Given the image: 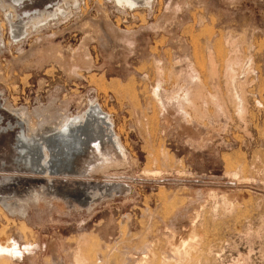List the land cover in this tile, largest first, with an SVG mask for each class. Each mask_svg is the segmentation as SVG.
Segmentation results:
<instances>
[{
  "label": "rangeland",
  "instance_id": "rangeland-1",
  "mask_svg": "<svg viewBox=\"0 0 264 264\" xmlns=\"http://www.w3.org/2000/svg\"><path fill=\"white\" fill-rule=\"evenodd\" d=\"M150 1L0 0V98L38 127L41 114L72 116L98 102L124 150L82 176L45 177L15 165V132L0 133V264H78L77 251L87 264H125L145 247L171 255L174 245L194 250L195 264H264V0H175L181 14L167 24L159 20L173 0ZM51 5L63 15L47 16ZM8 12L15 23L40 18L14 38ZM104 21L132 39L130 49L117 48L124 59L109 55ZM85 35L91 67L69 73L63 59ZM183 63L195 68L196 86L181 78ZM231 67L246 80L240 117L226 99ZM158 81L165 92H219L227 122L188 108L206 129L191 136L163 121L152 95ZM187 211L196 221L179 235Z\"/></svg>",
  "mask_w": 264,
  "mask_h": 264
},
{
  "label": "bare ground",
  "instance_id": "bare-ground-1",
  "mask_svg": "<svg viewBox=\"0 0 264 264\" xmlns=\"http://www.w3.org/2000/svg\"><path fill=\"white\" fill-rule=\"evenodd\" d=\"M14 1L15 2H17V1L22 2L23 0H14ZM115 1L118 2L119 4H124V5H128V6H136L138 4H149V2H151L150 0H115ZM225 1L226 2H233V1L235 2V0H225ZM258 1H260V0H258ZM177 3L175 0H173L168 4L167 9L165 10V12H163L162 17H160L162 20H159L160 18L158 19L159 21H161V23L162 22H165L166 24H167V22L171 23V22H173L175 15L177 16V14L178 15L181 14L180 12L176 14L177 9L180 8L178 5L180 3H178V4ZM47 7L51 8L48 11L50 14L47 16H57L58 14L64 13L63 10L59 6L51 5V6H46V8ZM101 14H102V12H101ZM7 18H8V21L10 22V28H11L12 36L14 38H17V37L19 38V36L26 31L27 25H25V24L27 22H31L32 24H34L35 23L34 20L37 18L39 20L40 17L37 16V18H36L33 15V16H31V18L27 22H25L26 20L24 21V20L20 19L19 22L15 23L11 17V14L8 12ZM40 20H42V19H40ZM105 20H106V18H105ZM159 21H157V25L160 23ZM103 25H104L103 27H104L105 33H106V35H104V36H107L108 41H110V42H108V43H110V45H107L109 48H111V49L108 48L109 49V55H111L112 58L117 57V56L118 57L121 56L120 58L124 59L126 54H125V51L123 52L122 50H125V49L123 48L121 51L119 49H121L122 46L123 47L125 46V48L127 47L126 49H128V48L130 49L132 46V43H133L132 39L131 40L129 39L130 37L127 36V33L120 32V31L118 32L119 28L115 30L112 27L113 25L111 26V23H109L107 21H104ZM24 28H25V30H24ZM1 30L2 29L0 26V33H1ZM88 36L85 35L82 38V40L79 43V45L77 46V48L75 47V50L73 52L74 54L70 53L72 55L69 57L70 58L69 60L63 59V63L65 66V68H64V66H63V68L65 70H67L69 73H75V71L78 67H86V68L91 67V61L87 57V53L85 54V50H83L84 46L86 44V41L88 40ZM117 48H119V49H117ZM116 49H117V51H116ZM64 52L66 53V50ZM65 53H62L61 57H63V58L68 57V53L67 54H65ZM182 60H184V59H182ZM234 60L235 59L233 58V61ZM235 61H234V63H231V64L238 65V63ZM61 63H62V61H61ZM178 63H179V60H178ZM209 63L211 64V62H209ZM212 63H214V61ZM242 63H243V65H241V68H244V69L243 70L241 69V70L247 71L248 68H250L249 63H246V62L244 63V60ZM187 64L185 63L183 67H182V65L180 67L182 69V70L180 69V71L183 72V73L180 72L183 75V76H181V78L183 77V79H184V77H186V79H188L190 82L195 83L196 76H198V75H195V73L193 72L195 68L192 70L193 67H189ZM213 66L215 67V65H213ZM213 66H212V72L214 73V67ZM242 66H244V67H242ZM239 67L240 66H238V68ZM177 69H179V65H178ZM210 69H211V66H210ZM226 71H227L226 76H227L228 86H229V88L227 86L228 98H226V99H229V101L233 102L236 105L237 113H238V115L240 114L239 115V117H240L242 112H243V109H245L243 107V97H244V95H243L244 90L243 89H244V86L242 87V85L246 80L242 81V79H241V77L245 76V75H242L240 77L239 74L236 72L237 70L236 71L234 70V67H231L229 69L227 68ZM176 72H178V70ZM159 73H161V72H159ZM243 73H245V72H243ZM176 77H179V76H176ZM198 83H200V82H198ZM160 84L161 83H159V81H158L156 84V87L152 91V93H154L152 95H155L157 102H159V104H160V107L162 110V116L161 117H162L163 121H165L167 123L172 122V121H176L179 124H182L183 128L186 127V130L189 132L190 135L191 134L192 135L197 134V133H199V134L203 133L206 131V129H205V127H203V125L201 126L199 123H197V121L194 120V118H192L193 116L190 117L189 112L187 111L188 108L193 111V113H194L193 115H195V117L197 116V118L198 117H207V118H209V120L215 118V119H218L220 122L222 121L223 124H224V122H227V121H225L228 118L227 117L228 115L225 111L226 107L224 106L223 99L220 97V95H217L219 92L216 95H211L210 98H207L210 95H208V96H206L207 94L204 95L205 93L202 92L203 90L202 91H201V89L197 90V89H199L197 87H195L197 89L191 90V89H189V87L187 88V87H184L183 85H181V86H178L179 88H177L176 90H173V92H167V91L165 92L161 89ZM196 84L197 83H195V86H196ZM198 86H200V85H198ZM209 101L214 104V108H215V110H214L215 112L214 113L212 112L211 114H209L208 112L206 113V111H205V109H207L206 105ZM200 102L202 105L197 104ZM200 106H202L203 110ZM42 110H43V108H42ZM1 114H3L4 116ZM41 115H43L42 117H40L41 118L40 119L41 120L40 121L41 126L38 127L35 125L36 123L32 124L31 120H29V112H27L25 110V108H21V107L20 108H11L7 103H5V101H3L0 98V133H6V132H10V131L15 132V138H14V143H13L14 145H16L15 149L17 151V153H16L17 156L15 158V165H17L20 169L27 170L29 172H33L36 174H40V175L45 176V177L56 176V175L57 176H66L69 174L75 175V176H82L84 173L91 170L93 167L96 168L97 164H98V166L102 165V164L105 165V163L107 161H109L110 159L112 162L113 161L112 159H114V158L118 159L117 156L121 157V155H124V150H123L122 144L120 143L119 138H118V136L114 130V125H113V121L110 117V114L108 112H106L104 109H102V107L100 106V104L98 102L91 101L89 103V106L87 109H85L84 111H82L79 114H75L72 116H66V114L63 113V111H62V114H60L57 118H53L54 117L53 116L52 119L45 117V114H41ZM210 125H211V123H210ZM120 159L121 158H119V160ZM107 165H108V163H107ZM98 166H97V168H99ZM102 167H103V165H102ZM3 180L5 181L6 179H3ZM101 186H103V185H101ZM104 186H105V184H104ZM113 188H116V187H113ZM0 200H1V203L6 205V203H5L6 198L5 197L1 196ZM192 204H194V203H192ZM190 206H191V204H190ZM190 208L191 207L188 208V211ZM196 208H197V206H196ZM191 209H193V208H191ZM183 210H184V208H183ZM183 210H181V211H183ZM195 210H194V213H195ZM189 212L187 215L183 213V215H186V216H184V220L181 221L183 224H181L182 226H180V228L178 226L177 227L178 229L177 228L175 229V230H177L179 235L184 234V232H186L185 230L192 228L195 221H196V218L193 217V215L192 216L189 215ZM196 214H197V212H196ZM179 216H180V213H179ZM176 217H177V215H176ZM182 218L183 217H181V219ZM177 219H179V218L177 217ZM81 238H83V237H81ZM84 239H82V240H84ZM87 242H88V240H87ZM82 244H84V243H82ZM182 244L185 245L186 242H181V245ZM85 246H86V243H85ZM147 246H148V244H147ZM187 247H189V246H187ZM82 248H83V246H82ZM142 248L144 249V246ZM147 248L148 247H145V250H143V251L140 250L141 254L138 255V253H137L138 257L133 255L132 253L127 254V256H125V258L127 259V263L128 264H143V263L144 264H195L194 261L196 259V256L194 255L195 253L193 254L191 252L194 250H191L190 248H185L187 250H185L184 248H181V249H183V252L180 253V251H182V250H180L178 253L177 252L178 246L176 248V245H174V247H171L169 249V252L171 255H168V254L167 255H161L162 253L161 254H160V252L156 253L155 250H153L151 248H148V249ZM79 249H81V248H79ZM80 253H82V252L77 251V253L74 255V261L78 264H87L88 263L87 258ZM127 263H125V264H127ZM206 264H207V262H206Z\"/></svg>",
  "mask_w": 264,
  "mask_h": 264
}]
</instances>
